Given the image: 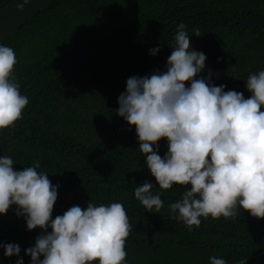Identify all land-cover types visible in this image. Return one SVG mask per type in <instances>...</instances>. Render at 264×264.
<instances>
[{
	"label": "trees",
	"instance_id": "obj_1",
	"mask_svg": "<svg viewBox=\"0 0 264 264\" xmlns=\"http://www.w3.org/2000/svg\"><path fill=\"white\" fill-rule=\"evenodd\" d=\"M11 1L0 0V11ZM180 23L191 48L207 57L197 78L249 98L248 76L264 70V0H55L2 43L15 51L14 76L29 103L0 131V157L10 156L18 171L38 163L59 186L53 219L74 205L123 204L132 226L127 264H210V257L264 264V219L238 209L235 219L201 218L191 232L171 219L169 205L187 188L159 189L135 127L116 114L129 77L166 71ZM167 150L163 139L159 155ZM145 181L161 196L158 213L134 196ZM15 212L0 216V243L18 244L20 255L0 248V264H31L25 250L42 233L29 232Z\"/></svg>",
	"mask_w": 264,
	"mask_h": 264
},
{
	"label": "clouds",
	"instance_id": "obj_2",
	"mask_svg": "<svg viewBox=\"0 0 264 264\" xmlns=\"http://www.w3.org/2000/svg\"><path fill=\"white\" fill-rule=\"evenodd\" d=\"M28 3L22 0L17 10ZM186 28L177 25L166 71L127 79L116 114L135 127L139 151L159 189L187 188L169 207L171 219L182 221L189 232L200 227L201 218L235 219L238 209L264 219V70L248 76L249 98L198 79L207 57L191 48ZM194 31L200 37L199 29ZM17 63L15 51L0 44V131L14 127L29 103L14 76ZM163 139L168 150L161 157ZM38 168L37 163L18 171L10 156L0 157V216L16 206L15 215L25 218L27 230L42 233L25 250L31 264H127L132 226L123 204L74 205L53 219L59 186ZM153 190L145 181L134 196L147 212L158 213L163 201ZM0 248L6 257H19L21 251L18 244L0 243ZM209 259L227 264L223 258Z\"/></svg>",
	"mask_w": 264,
	"mask_h": 264
},
{
	"label": "water",
	"instance_id": "obj_3",
	"mask_svg": "<svg viewBox=\"0 0 264 264\" xmlns=\"http://www.w3.org/2000/svg\"><path fill=\"white\" fill-rule=\"evenodd\" d=\"M53 1L55 0H29L24 10L20 12L17 10V4L22 0H12L0 11V44Z\"/></svg>",
	"mask_w": 264,
	"mask_h": 264
}]
</instances>
